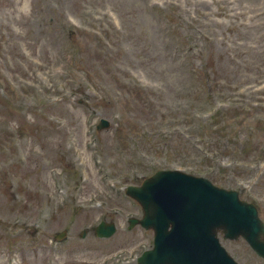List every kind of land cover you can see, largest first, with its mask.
I'll return each mask as SVG.
<instances>
[{"label": "rangeland", "instance_id": "obj_1", "mask_svg": "<svg viewBox=\"0 0 264 264\" xmlns=\"http://www.w3.org/2000/svg\"><path fill=\"white\" fill-rule=\"evenodd\" d=\"M168 168L264 222V0H0V264H136L123 189Z\"/></svg>", "mask_w": 264, "mask_h": 264}, {"label": "water", "instance_id": "obj_2", "mask_svg": "<svg viewBox=\"0 0 264 264\" xmlns=\"http://www.w3.org/2000/svg\"><path fill=\"white\" fill-rule=\"evenodd\" d=\"M126 194L143 207L140 224L155 232L154 249L144 253L138 264H236L219 245L218 231L224 238L244 237L264 258V226L254 207L238 201L236 192L167 171L156 173L140 187H127ZM96 231L109 235L114 228L100 225Z\"/></svg>", "mask_w": 264, "mask_h": 264}]
</instances>
